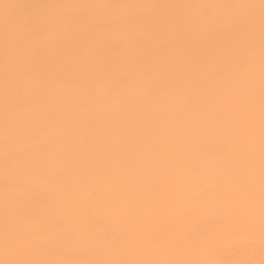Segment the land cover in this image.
<instances>
[{
  "label": "snow or ice",
  "instance_id": "1",
  "mask_svg": "<svg viewBox=\"0 0 264 264\" xmlns=\"http://www.w3.org/2000/svg\"><path fill=\"white\" fill-rule=\"evenodd\" d=\"M3 7L0 264H264V0Z\"/></svg>",
  "mask_w": 264,
  "mask_h": 264
},
{
  "label": "bare ground",
  "instance_id": "2",
  "mask_svg": "<svg viewBox=\"0 0 264 264\" xmlns=\"http://www.w3.org/2000/svg\"><path fill=\"white\" fill-rule=\"evenodd\" d=\"M36 0H2L0 3V21L6 14L15 15L14 9H5L3 4H24L33 3ZM52 3H236V2H249L259 3V0H48ZM258 129V125H257ZM258 249V243L256 245ZM254 259H259V254L253 256Z\"/></svg>",
  "mask_w": 264,
  "mask_h": 264
}]
</instances>
